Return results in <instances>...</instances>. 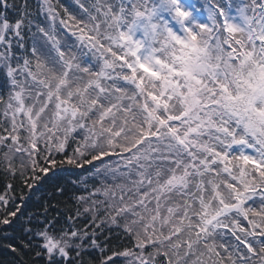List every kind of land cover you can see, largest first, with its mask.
<instances>
[{
  "label": "snow or ice",
  "instance_id": "6c2138e0",
  "mask_svg": "<svg viewBox=\"0 0 264 264\" xmlns=\"http://www.w3.org/2000/svg\"><path fill=\"white\" fill-rule=\"evenodd\" d=\"M0 173L12 264H264V0H0Z\"/></svg>",
  "mask_w": 264,
  "mask_h": 264
},
{
  "label": "trees",
  "instance_id": "16d2710c",
  "mask_svg": "<svg viewBox=\"0 0 264 264\" xmlns=\"http://www.w3.org/2000/svg\"><path fill=\"white\" fill-rule=\"evenodd\" d=\"M33 4H35V0H31ZM76 178V177H73ZM9 182V178H6L3 173H0V190H2L3 185ZM34 205L29 204V207L25 210L27 211H34ZM7 241L4 240L2 237H0V262H3V264H12V257L13 253H11L8 249L3 247L4 244H6ZM25 264H30V257L25 256L24 257Z\"/></svg>",
  "mask_w": 264,
  "mask_h": 264
}]
</instances>
